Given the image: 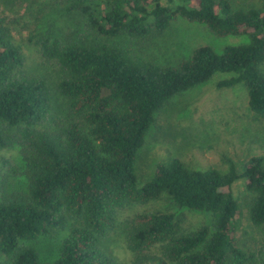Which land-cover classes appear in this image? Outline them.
I'll return each instance as SVG.
<instances>
[{
	"label": "trees",
	"instance_id": "1",
	"mask_svg": "<svg viewBox=\"0 0 264 264\" xmlns=\"http://www.w3.org/2000/svg\"><path fill=\"white\" fill-rule=\"evenodd\" d=\"M47 7L70 16V26L51 32L39 22L26 41L52 67V78L24 69L15 19L0 12V151L14 152L0 174L4 264H125L103 244L117 211L158 199L169 206L128 220L130 264H264L234 239L241 207L230 190L244 180L247 217L264 229L261 156L241 170L231 158L223 170L172 157L142 182L135 171L156 113L218 72L228 76L217 86L242 83L250 110L264 118V0H44L37 14ZM178 18L245 40L198 45L164 60L152 50L154 38ZM183 209L211 219L184 228ZM61 229L67 233L55 257L44 260L30 241Z\"/></svg>",
	"mask_w": 264,
	"mask_h": 264
},
{
	"label": "rangeland",
	"instance_id": "2",
	"mask_svg": "<svg viewBox=\"0 0 264 264\" xmlns=\"http://www.w3.org/2000/svg\"><path fill=\"white\" fill-rule=\"evenodd\" d=\"M43 1L0 0V12L15 19L12 32L24 54V69L29 73L52 78V67L42 62L36 47L27 42L26 37L39 22L43 23L42 29L53 32L59 26H70L71 17L54 15L48 7L44 13L37 14ZM234 1L246 4L251 0ZM49 17L53 19L48 20ZM244 40V36L219 37L203 24L178 18L167 30L155 36V47L152 50L160 53L164 60L175 61L198 45L210 44L220 49L227 43ZM226 76L228 74L218 72L207 82L175 94L156 113L154 123L147 131L135 159L139 182L151 174L156 164L172 157L180 158L192 168L217 167L223 170L227 168V158L234 161L238 170H241V166L250 157L261 156L264 159V118L250 110L247 90L242 83L231 87L217 86V82ZM13 155V151H0V174L7 167L3 165V158L11 159ZM11 180L10 182H14ZM230 190L241 207V215L233 233L234 239L239 246L252 250L264 260V229L254 226L247 217L244 180L240 178L234 181ZM164 204L163 199H158L145 204L126 205L119 209L115 228L103 241L106 249L118 261L130 264L131 253L125 236L128 220L143 210L169 206ZM180 212L184 228H195L209 223L211 219L207 212L189 209ZM66 233V230L61 229L52 236H39L30 243L44 260H51L55 257L59 240ZM0 264H4L1 253Z\"/></svg>",
	"mask_w": 264,
	"mask_h": 264
}]
</instances>
